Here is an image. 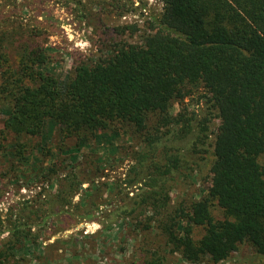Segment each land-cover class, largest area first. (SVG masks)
I'll return each instance as SVG.
<instances>
[{"label":"trees","instance_id":"1","mask_svg":"<svg viewBox=\"0 0 264 264\" xmlns=\"http://www.w3.org/2000/svg\"><path fill=\"white\" fill-rule=\"evenodd\" d=\"M157 1L162 10L151 17L152 31L140 42L114 45L97 57L76 52L63 83L46 70L47 48L22 27L10 31L0 23V104L7 111L0 153L11 152L18 168L38 146L29 143L41 136L46 122L58 128L60 139L54 147L60 158L38 177L46 189L0 210V264H26L34 257L49 220L83 215L92 221L102 214L91 201L73 203L84 182L94 184L77 174L76 155L99 132L138 139L127 155L126 173V183L137 186L131 195L122 190L109 195L104 215L110 222L140 226L139 219L149 214L150 221H159L172 252L189 263L207 258L222 263L244 242L264 256V0ZM198 86L219 120L209 185L185 211L171 212L165 184L177 159L156 150L162 134L184 141L190 134L189 119L169 111L174 99ZM199 126L202 133L207 129L205 120ZM39 150L50 155L49 149ZM212 205L223 219L213 218Z\"/></svg>","mask_w":264,"mask_h":264},{"label":"rangeland","instance_id":"2","mask_svg":"<svg viewBox=\"0 0 264 264\" xmlns=\"http://www.w3.org/2000/svg\"><path fill=\"white\" fill-rule=\"evenodd\" d=\"M161 10L162 4L157 0H9L0 2V23L2 29L10 31L22 27L25 34H30L29 39L47 48L51 62L46 70L63 83L77 59L76 52L97 57L114 45L136 44L145 33L152 31L150 19ZM208 99L200 86L194 87L187 96L174 99L169 112L174 117L188 118L191 132L185 141L171 134H162L158 141L156 154H161L163 149L167 156L177 159L176 168L165 184L171 212L176 208L185 211L188 202L203 197L209 185L208 168L213 159L219 120ZM6 115V107L0 104V128ZM204 120L207 129L202 133L199 125ZM137 142V137L132 140L125 132L115 137L99 132L81 145L76 155L79 159L76 172L85 179H94V184L89 187L84 182L73 203L91 201L102 214L95 213L92 221L85 220L83 215L49 220L47 229L40 234L38 250L34 257H28L26 264H147L151 259H158L157 264H194L172 252L159 221H150L149 214L139 219L140 226L129 220L110 222L104 215L111 206L107 205L110 194L119 190L130 192L137 186L126 183L130 161L127 155ZM36 143L38 146L30 148L18 168L13 167L18 159L11 152L0 153V210L46 189L38 177L60 158L54 149L60 144L58 128L46 122L41 136L32 138L29 144ZM66 144L71 148L75 141L70 139ZM40 148L49 149L50 155H42ZM92 166H98L99 171L95 173ZM67 167L64 165L63 169L68 170ZM211 215L215 220L223 219L216 205L211 206ZM104 218L106 222L100 224ZM147 225L151 229L143 230ZM200 235L201 230L196 228L193 237ZM195 264L213 263L207 258ZM219 264H264V256L257 255L244 242Z\"/></svg>","mask_w":264,"mask_h":264}]
</instances>
